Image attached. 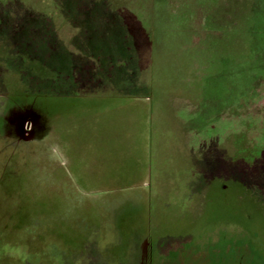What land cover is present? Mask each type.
<instances>
[{
  "label": "rangeland",
  "instance_id": "obj_1",
  "mask_svg": "<svg viewBox=\"0 0 264 264\" xmlns=\"http://www.w3.org/2000/svg\"><path fill=\"white\" fill-rule=\"evenodd\" d=\"M227 249L264 264V0H0V264Z\"/></svg>",
  "mask_w": 264,
  "mask_h": 264
},
{
  "label": "flooded vegetation",
  "instance_id": "obj_2",
  "mask_svg": "<svg viewBox=\"0 0 264 264\" xmlns=\"http://www.w3.org/2000/svg\"><path fill=\"white\" fill-rule=\"evenodd\" d=\"M230 249L227 250H217V251H209L203 250L198 254L193 255H183L181 256L180 260L175 264H243L242 260L240 259L241 253L237 256H227L225 257L226 252H229ZM233 251H236L235 248ZM215 253L220 255H214L213 257H209L208 254ZM251 262H257L260 264L258 260H255L252 256L249 255L248 258Z\"/></svg>",
  "mask_w": 264,
  "mask_h": 264
},
{
  "label": "water",
  "instance_id": "obj_3",
  "mask_svg": "<svg viewBox=\"0 0 264 264\" xmlns=\"http://www.w3.org/2000/svg\"><path fill=\"white\" fill-rule=\"evenodd\" d=\"M248 257H249L248 253L243 252V253L241 254V256H240V259L243 261V260H245V259L248 258Z\"/></svg>",
  "mask_w": 264,
  "mask_h": 264
},
{
  "label": "trees",
  "instance_id": "obj_4",
  "mask_svg": "<svg viewBox=\"0 0 264 264\" xmlns=\"http://www.w3.org/2000/svg\"><path fill=\"white\" fill-rule=\"evenodd\" d=\"M253 259L251 258V260L250 261H252ZM255 264H258L257 262H254Z\"/></svg>",
  "mask_w": 264,
  "mask_h": 264
}]
</instances>
